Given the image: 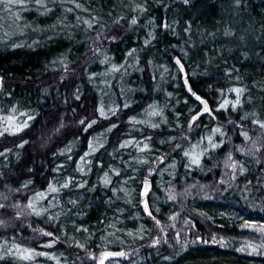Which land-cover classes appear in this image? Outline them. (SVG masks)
<instances>
[{"label":"trees","instance_id":"obj_1","mask_svg":"<svg viewBox=\"0 0 264 264\" xmlns=\"http://www.w3.org/2000/svg\"><path fill=\"white\" fill-rule=\"evenodd\" d=\"M128 3L65 0L73 20L61 26L71 18L58 1L0 0V264H92L76 255L95 250L107 226L120 235L110 247L134 245L144 264H234L223 252L264 262L263 252L236 249L246 240L264 241V0ZM106 8L111 11L98 15ZM132 13L139 20L163 18L151 44L141 45L139 22L127 20ZM172 17L190 22L187 58L171 45L175 36L163 25ZM96 27L104 28L101 41L118 70L97 68V54H88ZM174 54L191 88L209 102V112L194 119L198 101ZM87 73L107 74L110 91H118L117 83L132 99L119 104L117 123L93 156V134L113 120L100 115L99 93ZM149 110L162 119L144 116ZM171 135L170 143L160 142ZM209 135L214 142L207 144ZM132 138L135 144L120 142ZM252 138H258L257 155L246 152ZM197 143L200 160L193 161L187 153ZM130 153H143L153 164L160 153L173 161L161 183L156 166L149 174L143 166L136 172L135 201H126L129 185L123 181L131 173L123 161ZM226 153L230 169L222 159ZM182 175L186 184L202 188L189 186L175 198L170 186L178 187ZM153 192L161 198L158 208ZM58 205L68 209L50 215ZM216 210H235L240 219L227 222ZM161 232L163 238L152 243Z\"/></svg>","mask_w":264,"mask_h":264},{"label":"rangeland","instance_id":"obj_2","mask_svg":"<svg viewBox=\"0 0 264 264\" xmlns=\"http://www.w3.org/2000/svg\"><path fill=\"white\" fill-rule=\"evenodd\" d=\"M57 1L59 2L60 6H61L60 11L65 14V18H67L68 15L71 18V16H72L71 13L73 11L72 7L68 6L67 4L64 5L63 2L65 0H53V3H57ZM127 1H129V3L127 5L130 6L133 4V2L135 0H127ZM160 1L161 0H156V2H160ZM143 8H144V5L140 6L139 9H143ZM110 11H111L110 8H106V9H103L100 12H98V15H104V12H110ZM3 13H8V12H3ZM133 13H135V12H133ZM133 13L127 16V20H128V22H132V23H133V21H135V23L139 22V25H137L135 27H136V29L141 30L140 31V33H141L140 43L142 46H147L148 44H151L154 41L156 35L158 33H160V31H161L160 27H162L160 25H161V21L163 20V18L160 21V19H157L155 16H153V15L149 16L148 15V16L141 18V20H139L137 15H135ZM239 15H240V13H239ZM236 18H237L236 19L237 21L240 20V17L237 16ZM72 20H73V18H71V21H70V19L68 21H64L63 22L64 24L61 26L68 25L67 22L72 23ZM163 25L166 26L167 32L170 35L175 36L173 38L171 45L173 47H176L178 50H180L183 57H186L185 55H187L188 46H190V44L185 43V39L190 38V36H191L190 22L189 21L181 22V20L178 19L177 17H172L170 19V21H169V18H168V20L166 19L163 22ZM55 26H56V23L53 25V27H55ZM201 26L199 25L196 28V30L202 31L204 29V25H201ZM72 27L79 29L81 26H79L78 24H74ZM103 29L104 28H101V27L99 29L98 28L95 29L96 30L95 31L96 36H94V41L90 42V45L88 47V54L90 56L94 53L97 54V57L99 60V62L97 64H95L97 68L112 72L114 70V68L115 69H117V68L115 67L114 63L112 62V58H110L111 55L109 54V52H107V50H108L106 48L107 45H104L101 41V39L103 37V33L105 31ZM113 35L114 34H110L108 36V38L113 39L114 38ZM178 39H179V41H178ZM164 50H165V48H164ZM101 67H103V68H101ZM120 72H121V70H120ZM106 75H104V73H102V75L94 74V73H91V74L87 73L88 81L94 85V87L97 89V91L99 93L98 101H99L100 115L104 118H108L110 120L111 119L113 120L109 124L106 125L107 126L106 128H102L93 134V136H92L93 140H92V143H91V146L89 149V152L91 155L95 152L96 149H98L102 145V143L104 141H106V137L109 135L110 130L117 123V121L114 119L117 118L120 114L119 110H118L119 106L129 104L132 101V99L130 97H127V98L125 97L124 91L122 90V86H119V84H117V83L115 84V88L116 87L119 88L118 91L117 92L110 91L109 84H108L107 80H105ZM109 77H110V75H109ZM1 86H2V82L0 79V88H1ZM79 90H80V87L79 88L75 87V93L74 94L77 95ZM233 90H236V89H233ZM155 107L158 108V106H155ZM155 107L153 108L154 110H156ZM198 108H199V105H195V108H193V110L196 111ZM193 110L191 111V113L194 112ZM153 111L152 110L147 111L146 113H148V114L144 115V116H147L148 118H151V119H154V117H159V119H162L159 112L157 113L156 111H154V112ZM132 118H134V117H131L130 119H132ZM131 122L135 123V122H133V120ZM129 124L130 123L128 122V125ZM135 125H136V123H135ZM131 126H133V125L131 124L128 127H131ZM128 130L123 131V133H125V134L129 133L130 130H129V132H128ZM184 134H185V136L183 135L182 136L183 138L182 139L180 138V143L183 141V139L188 138V132H186ZM174 137H175V135H171L167 138H161L160 142H162V144L163 143H170L174 139ZM132 141H134L133 138L129 141L121 139L120 142L123 143L125 146L126 145L128 146V145H130V143ZM203 141L207 144L214 142V140H212V137L210 135L206 136ZM243 141H244V139H243ZM256 141H258V138L256 140H255V138H252V142L250 143V145L247 142L248 149H246L247 150L246 152L248 155L249 154L257 155L255 153V147L257 146ZM123 144H119V145H123ZM133 144H135V143H133ZM133 144H132V147H133ZM199 145H200V143L199 144L197 143L196 145H194L195 149L192 151H188V153H187L188 156H190V158L193 161L200 160L199 153L201 150L200 149L201 146H199ZM117 149L119 150V153H122L120 151L119 147H117ZM107 152L110 155L114 154L113 149H111V148H108ZM125 152H129L128 148L125 149ZM153 154H155V153H153ZM89 156L90 155H87L86 158L89 159ZM166 157L167 156H165L161 153L159 155L157 154V156L155 157L156 158L155 159L156 164L149 163L151 161V158L147 155H144L143 153H141V154L130 153V154H127V156H125L123 158L124 164L128 168H131V173L128 174L127 176L125 175L123 178V181L127 185H129V192H128L129 194H128L126 201H135V199L137 198L136 192H135L136 190L134 191V189H136L137 187H134V179H132V177H134L136 172H138L142 168V166L145 168V171L148 174L152 173L151 172L152 169L156 166L155 168H157V170H156V173H157L156 182L157 183H161V182H164L166 180L165 174L172 173V170H173V161L168 160ZM230 157L231 156L229 153L224 154V157H222L224 164L228 167V169H230L231 166L233 165L232 160L228 162V158H230ZM97 160L99 161V159H97ZM114 164H116V166H118L117 168L121 167L118 163H114ZM95 171H97V169ZM188 172H190V170ZM221 174H223V173H221ZM185 176L186 175H182L180 182H179L180 185H178V187H177L176 183L172 184L170 186V187H173V189H172L173 191H170V195H171V192H174L175 198L181 197L186 192L185 190H187L189 188V186H191V184L185 183L186 182ZM222 178H224V176L219 177V179H222ZM187 179L188 178L186 177V180ZM144 180L147 181L146 178ZM145 181L143 183L144 187H145V185L147 186V182H145ZM66 182H67V179H65L61 183H66ZM192 184H194V183H192ZM200 187L202 188V186H199V187H192L191 186V188H195V190L200 189ZM159 194H160V197L164 198V194L162 195L161 192ZM201 194H204V193H200V195ZM159 199H161V198H157V195H155L153 192L151 200L155 204L156 208H158V205L160 204ZM49 201H51L52 203L57 201L56 195H53V197ZM67 209H68L67 206L58 205L57 207H55L51 211H49V214L54 215V216H62L63 213ZM216 213L219 215V217L221 219H223V217L225 219L227 218V220H225L227 222H233L237 219H240L239 213L235 210H232V211L216 210ZM259 225H263V224H259ZM259 228L261 230L263 227L259 226ZM162 233L163 232L160 233V236L156 235L157 237L156 236H154V238L152 237V239L150 241H152V243L159 242L160 238H163ZM102 238H103L102 241L97 242V247L95 250H88V251L84 252L83 254H81V256L76 255L77 261L79 262L83 259L84 260L89 259L92 264H101V262H102V264H123V262H126V264H128V263L129 264H144V261L141 258H139L138 256H136L137 250L133 249L134 245L127 246L126 248H120V247L111 248L110 247V244H112V243L116 244L117 239L120 238V235L117 232H114V229H111V227L107 226V230H105ZM128 238H130V239H127V241H130V242H135V240H136L133 236H128ZM127 243L128 242H126V245H128ZM236 249L238 251H242V252L250 250V251H248V253L256 254V253L263 252V254H264V241H254L253 242L251 240H246V242H243L240 246L237 245ZM121 250H123L122 256L120 255ZM223 253L228 255L226 258H229V260H227V261L234 262V264H264V262L262 260H259V259L253 258V257L238 256V255H235V254H232L229 252L228 253L223 252ZM121 258L124 259V261H122ZM186 261H190L189 258H186L184 260V262H186ZM172 264H177V263L173 262Z\"/></svg>","mask_w":264,"mask_h":264},{"label":"water","instance_id":"obj_3","mask_svg":"<svg viewBox=\"0 0 264 264\" xmlns=\"http://www.w3.org/2000/svg\"><path fill=\"white\" fill-rule=\"evenodd\" d=\"M172 60L175 62V64L177 65V67L181 71L184 79L186 80V78H185L186 69H185V66H184L182 60L180 59V57L177 54H174L172 56ZM187 87L189 88V85L188 84H187ZM191 94H192V96L195 99L199 100V102H200V107L193 113L192 119L195 118V117L200 116L201 114H203L205 112H209L210 107H209L208 99L206 97L202 96L201 94H199L196 91H193ZM206 108H207V110H205ZM145 182H147V181H145ZM121 254H123V250L120 251V255Z\"/></svg>","mask_w":264,"mask_h":264},{"label":"flooded vegetation","instance_id":"obj_4","mask_svg":"<svg viewBox=\"0 0 264 264\" xmlns=\"http://www.w3.org/2000/svg\"><path fill=\"white\" fill-rule=\"evenodd\" d=\"M185 78H186V80L184 79V77L182 75V81L185 83V86H186L187 90L192 93L194 90L191 88L190 83H189L187 77H185ZM187 84L189 85V88L187 87ZM197 101H198V105L200 107V102H199V100H197Z\"/></svg>","mask_w":264,"mask_h":264},{"label":"snow or ice","instance_id":"obj_5","mask_svg":"<svg viewBox=\"0 0 264 264\" xmlns=\"http://www.w3.org/2000/svg\"><path fill=\"white\" fill-rule=\"evenodd\" d=\"M187 2H188V0H185V3H187ZM133 23H135V21H133ZM205 110H207V108ZM262 127H264V125H262ZM121 255H123V254H121ZM101 264H102V262H101Z\"/></svg>","mask_w":264,"mask_h":264}]
</instances>
